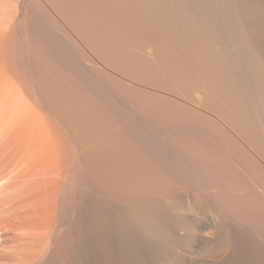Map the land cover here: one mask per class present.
<instances>
[{"label": "bare ground", "instance_id": "bare-ground-1", "mask_svg": "<svg viewBox=\"0 0 264 264\" xmlns=\"http://www.w3.org/2000/svg\"><path fill=\"white\" fill-rule=\"evenodd\" d=\"M0 196V264H264V0H0Z\"/></svg>", "mask_w": 264, "mask_h": 264}, {"label": "rangeland", "instance_id": "rangeland-1", "mask_svg": "<svg viewBox=\"0 0 264 264\" xmlns=\"http://www.w3.org/2000/svg\"><path fill=\"white\" fill-rule=\"evenodd\" d=\"M3 196V195H2ZM2 196H0V199H2Z\"/></svg>", "mask_w": 264, "mask_h": 264}]
</instances>
